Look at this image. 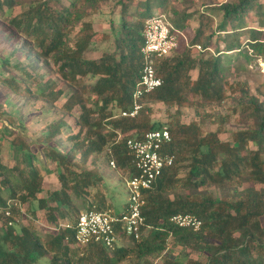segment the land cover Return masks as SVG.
Listing matches in <instances>:
<instances>
[{"label":"trees","instance_id":"16d2710c","mask_svg":"<svg viewBox=\"0 0 264 264\" xmlns=\"http://www.w3.org/2000/svg\"><path fill=\"white\" fill-rule=\"evenodd\" d=\"M53 1L0 0V18L6 33L24 35L32 50L28 55L36 56L33 66H38V59L52 64L58 79L69 87L62 108L71 116L79 110L73 117L76 132L67 136L70 147L64 151L59 136L71 127L65 118L50 123L31 141L25 125L17 130L12 115L5 113L9 126L0 130V156L7 136L14 163L7 165L0 158V209L19 200L30 206L31 218L37 210L45 211L49 225L57 226L71 214L75 218L72 228L44 233L30 221L22 222L18 207H12V218L0 211V264H119L127 258L133 264H264V101L228 78L251 72L258 58L264 61L261 0L210 3L205 10H193L197 0H67L60 10L51 7ZM107 6L112 8L109 30L96 40L91 18L106 15ZM211 11L221 15L219 23ZM156 12L167 14L173 27L187 35L190 20L197 17L199 23L188 45L182 43L181 50L155 59L162 86L146 95L137 117H123L141 76L144 24ZM251 19L257 27L243 25ZM91 52L98 56H89ZM22 75L21 81L4 78L3 83L27 95L35 83L34 95L51 105L66 94L56 80L35 70H23ZM236 93L232 112L244 128L233 131L231 140L221 137L220 127L206 132L204 123L224 126L230 116L201 114L200 109L221 105ZM153 103L175 107L166 124L153 120ZM185 106L195 107L199 120L185 123ZM165 125L172 135L168 149L175 161L144 193L148 231L139 240L126 238L129 244L114 251L91 244L86 256L79 257L80 247L72 246L81 208L104 210L102 201L96 205L87 198L101 175L96 166L87 170L84 165L91 158L96 165L97 157L106 154L126 172L125 179L131 178L135 168L127 138L140 139ZM47 159L53 167L47 166ZM44 172H56L61 188L40 196ZM247 183L253 185L244 186ZM209 186L218 188L220 195L204 188ZM73 196L81 203H74ZM179 213L197 215L201 229L176 226L171 218Z\"/></svg>","mask_w":264,"mask_h":264},{"label":"rangeland","instance_id":"374dc122","mask_svg":"<svg viewBox=\"0 0 264 264\" xmlns=\"http://www.w3.org/2000/svg\"><path fill=\"white\" fill-rule=\"evenodd\" d=\"M233 1V0H197V5L193 10H205L210 8L212 5L210 3L219 4L221 2ZM264 4V0H261ZM68 3L67 0H56L51 3V7L60 10ZM112 9V8H111ZM110 7H105L106 15H94L91 20L94 23V28L98 32V35L95 37L96 40H100L102 33L109 30V18H110ZM166 12V11H163ZM215 16L216 24L220 22L221 15L215 11H211ZM154 15H158L157 12ZM251 18H254V12L251 14ZM198 19L194 17L189 22V28L187 30L189 39L190 36L194 35V30L198 26ZM244 26H254L257 27L258 24L254 21L248 20L243 22ZM6 24L5 21L0 18V130L4 126H9L8 117L5 116V113H10L15 122V128L20 130L22 123L27 128V136L29 139L36 140L40 137L44 131H46L48 125L52 122L57 121L60 118H65L68 123L71 124V127H65L62 134L59 136V140L62 143V148L64 151L69 149L70 142L67 141V136L71 133H75L76 129L72 126L74 124V116L79 114V110L74 111V116L68 115L67 112L62 108L63 103L66 101L68 94L70 93L69 87L64 84L61 80L58 79L53 65L46 63L45 61L38 59V66H33L32 60H36L31 55L32 50H30L29 45L26 43L24 35L16 34L11 36L6 33L5 30ZM33 43V42H31ZM182 43H185L184 41ZM182 43L179 50L182 49ZM199 50V49H198ZM202 50V49H201ZM29 54V55H28ZM91 57L96 58L98 52H91ZM23 70H35L37 73L43 74L44 78H53L56 80L59 85L65 90L66 94L62 96L55 105H51L44 101L41 98H37L34 95L36 84H32V94L24 93H14L3 83L4 78H16L17 80H22ZM251 72L249 73H232L229 74L228 78L232 83H240L245 85V87L250 91V94L258 97L260 100L264 101V61L261 58H258L250 65ZM196 73H194L195 75ZM94 79H90V81ZM22 83L21 87H24ZM27 86V84H26ZM239 93L232 95V98L228 99L225 103L221 105H211L205 108L200 109V113H220L222 115L230 116L229 120L224 126H219L217 123L212 121H207L203 124V128L206 132L216 131L219 127L221 128V137L224 140H231L232 132L244 128V124L239 122V116L232 112V109L235 105L234 98H238ZM153 114L152 118L155 122H160L166 124L170 119V114L175 111V107H168L161 103H153ZM182 120L185 123H189L193 120H199V116L196 114L195 107L185 106L183 107V116ZM5 141L2 143V153L0 158L7 165H13V150L10 145V139L6 136ZM55 146V143H52ZM34 149H37L36 146H33ZM93 158H91L88 163L84 165V168L91 170L96 166L95 171L100 173L101 178L98 182V185L95 187L89 188V193L87 198L90 203L99 205V202H103L102 209L111 210L112 212H122L124 207L127 204L129 190L125 183V171L113 168L106 154H102L97 157L96 165L92 163ZM50 160L47 159V166L53 167L50 165ZM45 174V183L44 191L40 193V196H46L50 191L57 190L61 188L60 180L56 172L46 173ZM253 185L252 183H247L244 186ZM260 185H257L259 187ZM205 189L211 191L215 195H220L221 191L214 187H204ZM74 203L80 204L81 200H77L73 196ZM29 207V209H28ZM20 218L22 222L25 223L30 221L32 225L39 228L44 233H49L52 230L53 225H49L46 222V214L43 210H37L35 218L30 216V206L21 205L19 207ZM84 208H81V212L84 211ZM74 215L71 214L69 219L66 221L60 222H70L74 221ZM2 219L0 218V224ZM148 231V230H147ZM124 245H128V240L123 241ZM77 247L76 245L72 246ZM175 250L179 251L180 248ZM86 248H80L78 256H86ZM197 257V253L194 254ZM119 264H133L132 259L127 258Z\"/></svg>","mask_w":264,"mask_h":264},{"label":"built area","instance_id":"2783aa9c","mask_svg":"<svg viewBox=\"0 0 264 264\" xmlns=\"http://www.w3.org/2000/svg\"><path fill=\"white\" fill-rule=\"evenodd\" d=\"M143 37L141 76L132 92L130 107L121 112L123 117H137L146 105V95L162 86L163 79L157 74L155 59L178 51L183 41L187 45L189 43L186 33L174 28L165 13L154 15L145 21ZM196 48L202 49L200 45H196ZM172 140L167 125L146 132L140 139L127 138L126 146L133 156L135 175L125 179L129 196L124 210L112 212L89 209L80 212L74 225L76 233L73 245L86 248L91 244H100L109 251H114L126 238L139 240L147 232L149 227L145 225L143 215L146 203L144 193L156 185L165 168L174 164L175 154L168 149ZM110 163L116 168L114 160ZM21 205L19 200H10L0 211L12 218V207L19 208ZM171 221L176 226L195 231L202 227V220L191 213L176 214ZM13 223V220L8 221L10 226ZM72 227L70 222H60L51 228L56 231Z\"/></svg>","mask_w":264,"mask_h":264}]
</instances>
